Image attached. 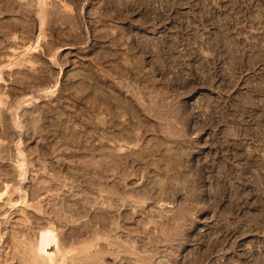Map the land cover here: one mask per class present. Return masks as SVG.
<instances>
[{
  "label": "rangeland",
  "instance_id": "obj_1",
  "mask_svg": "<svg viewBox=\"0 0 264 264\" xmlns=\"http://www.w3.org/2000/svg\"><path fill=\"white\" fill-rule=\"evenodd\" d=\"M51 1L53 4L50 8L53 11L46 18L41 51L32 54L37 65L33 68L24 65L9 69L5 67L7 63L14 58L18 60L23 47L35 39L38 20L33 8L29 9L25 5L27 0H0V69L4 68L1 72L3 81L0 94L6 96L5 107L0 111V139L3 140L0 145V188L3 182L9 183L8 193L0 200V264H32L29 263L32 262L29 258V240L33 236L35 239L38 228L33 223L34 214L37 213L35 209L39 205L47 209L49 201L56 204L60 199L57 197L54 200L55 192L44 189L34 199V188L47 186L42 184L43 181L56 174L69 177L67 182H70L72 173H76L79 167L81 169V165L86 166L63 155V146L55 152L57 139L49 135L40 137L41 134L39 136L32 127L35 126L34 118L41 116L44 111L46 121L43 128L52 133V126L60 118L66 119L67 114L73 117L80 114L97 94L101 103L105 99L109 100V97L113 107L119 106L116 104L118 102L113 101L116 100L114 97L118 96L123 101L131 100L135 107H140L142 124H148L152 130L160 124L152 113L150 116L141 110V106L138 107L135 97H128V93L117 87L119 83L131 84L130 88H147L140 95L143 98L141 104L145 103L147 108L153 106L154 111L158 102L161 106L164 104L166 109L168 106L171 109L169 120L178 121V124L173 122L176 128L187 129V136L192 141L189 151L194 146L189 152L188 167L192 171L190 173L188 170L189 174L196 181L193 183V193L197 203L200 202L198 208L202 207L204 201L210 208L191 214L186 219L187 223L192 220L189 224L185 223L188 227L184 226L182 236L186 239L180 238L183 245L175 256L177 264L194 263L208 252L212 244L214 250L208 253L209 257L202 264H262L264 0ZM61 1L66 2L71 11L62 9ZM125 68H128L129 73H123ZM138 71H141L140 76ZM91 72L94 74L91 77L105 79V87L90 80ZM87 87L90 91L91 88H97L95 95L93 91L85 92L88 95L84 94L86 99L93 94L89 100L84 99L80 92V88L83 90ZM49 90H54L53 95L47 94ZM73 95H76L75 98L79 96V99L76 101ZM152 97L156 100L151 102ZM102 106L96 111L98 115L100 113V118L106 117L105 120L109 121L118 114L117 110L114 111L116 107L112 108V112L107 110V113ZM163 106L158 111L156 109L153 115L160 113L157 115L166 116L168 110ZM14 109L21 127L13 126ZM146 124L142 127H146ZM89 129H86L85 134L91 131ZM117 130L112 129L115 134ZM149 132L150 136L148 140L146 137L143 145L153 139ZM97 134H93L94 138L91 139H94L92 144L95 146L99 140ZM19 141L27 160L26 175L22 181L12 168L17 161L16 147ZM75 166H78L77 170ZM204 167L210 171L204 170ZM197 172H200L198 178L195 175ZM141 181L145 183L140 179L138 185L134 183V186L141 187ZM184 193L180 192V197L173 202L176 206L173 210L165 209L171 210L169 214H175L179 209L182 199L186 197ZM215 200L217 203L213 204ZM156 207L163 208L155 204L147 208L155 212ZM65 215L71 220L69 213ZM45 217H48V213ZM70 224L69 227L74 223ZM135 224L132 221L130 226L126 225L127 230L124 232H133ZM59 229L63 234L68 232V227ZM153 232L156 233L155 229ZM76 240L70 243L79 248L83 242ZM53 250L54 247L48 248V253Z\"/></svg>",
  "mask_w": 264,
  "mask_h": 264
},
{
  "label": "bare ground",
  "instance_id": "obj_2",
  "mask_svg": "<svg viewBox=\"0 0 264 264\" xmlns=\"http://www.w3.org/2000/svg\"><path fill=\"white\" fill-rule=\"evenodd\" d=\"M51 4H53L51 0H27L25 5L29 9L33 8L34 14L36 15V18L38 20V33L34 40L27 43V45L25 46L23 45V50H21L22 52L20 51L22 55H20L19 59L16 60V58H14L12 61L10 60L9 64L7 63L5 67L10 69L16 66L29 65L30 68H33L35 67V65H37V62H34V57H32V54L39 52V50L41 51V42L45 38L44 32L47 23L46 18L47 15L53 11L52 8H50ZM60 7L64 10L71 11L69 5L64 1H61ZM1 9L0 14L2 13ZM16 39L17 38H15V40ZM50 59L52 61L54 60L53 57H51ZM127 59L125 60L127 61ZM135 63L136 62H134V64ZM131 64L132 62L129 63L130 66ZM2 68L0 69V84L3 81L1 72L4 68ZM121 68H123V66ZM127 70L128 68H125L122 71L123 73H126ZM127 72L129 73V71ZM138 73V76H140L141 71H138ZM93 75L94 74L90 75V80H93L95 83L104 86L105 79L98 78L96 76H94L93 78L91 77ZM130 85L131 84L119 83L117 87L120 86V88H122L125 93H128V97H135V102L139 103L138 107L141 106V110L150 116L152 113V116L159 121L160 126H155V129L152 130L148 128V124L145 123L147 129H144L146 127H142L145 124H142V119H140V114L142 113L139 110L140 107H135V103L133 104V101L131 100L123 101L120 100L118 96V98L114 97L116 98V100L113 99V101H115V103L118 102L116 103L117 105L119 104V106H115L116 108L113 107L112 103H110L111 101L109 97V100L105 99V101L103 100V103L99 102L101 99L99 100L98 97H96L97 94L95 95V90L99 86H96L97 88L94 87L95 89L91 88V91L94 92L95 96L92 97V94V98H89L91 101H87L89 102V104L87 103L89 106L86 107L85 110H80V114H77L75 117L67 114L65 115L66 119L60 118L56 125L52 126L54 129H52V133H50L49 130L47 131L46 128H43V123L46 121L44 111L43 113L40 111L42 115L40 113L39 115L41 116H36L37 118H34V120L32 119L33 123L35 122L33 124L35 126L32 127L35 128L34 130L38 132L39 136L41 134L40 137H46L47 135H49L55 137L54 139H57V149L54 150L55 152H57L59 147L63 146L65 149V151L63 150L65 152H63V155H66L73 160L80 161V163L77 161L79 164L85 163L86 166H84L83 164L81 165L83 167L81 169H79V167L78 170V166H75L77 171L76 173H72L73 175L70 176V182H67V178L69 177L59 176L56 174L54 176L52 175L51 179L43 181L42 184H47V186L43 185L40 188H37L36 186V188H34L32 193L34 199H37L38 196H40V191L43 189L48 192L54 191V200H56L57 197H59L60 199L57 200L58 202L56 201V204H52L49 201V204L47 205L49 207L47 209L41 205H39L35 209L37 213L34 214V222H32L36 226H38V228L36 230L37 233L35 234V239L33 238V236L32 238L34 240L31 241L32 238L31 236L29 237L31 238V240H29V243H31V245L29 246L30 251L28 249L27 250L31 252L29 258H31L30 260H32V262L30 261L29 263L177 264L175 256L176 253L181 250L180 248H182L181 246L183 245L180 242V238L183 237L182 235L185 232L184 226L186 225L185 223H187L186 219L191 216V214H196L198 211L207 210L210 208L209 204L205 203V201L203 202L204 204L201 208L197 207V204L200 202L197 203V200L194 196L195 192L193 193L195 187L193 186V183L196 181L193 179V175L191 176L189 174L191 168H188L190 155L189 152L194 146L192 145L193 147L189 151L192 141L189 140L190 138L187 136V129L184 131L182 130L183 128L180 129L176 128V125L174 126L173 122H176L174 118V121L169 120V118L171 119V117H169V115L171 114V109L169 108V110L168 106H166V109L163 106V103L162 106L166 110H168L166 111L167 113H165L166 116H162L163 114H161V116H158L157 114L160 113L153 115V113H156V109L158 111V109L162 108L160 102H158L159 105H156L157 102H155V111L153 110V106H151V108H147L145 107V103L143 104V106L141 104L142 102H140L143 101V98L140 97V95H143V90H146L147 88H130ZM54 87H52L51 89H53ZM88 87L86 89L82 88L83 90H81L80 88V92L81 94H83L84 99H86V97L88 96L85 92H91L90 88ZM117 87L116 89H118ZM108 88L110 90L111 87ZM98 90L101 91V89ZM76 92H78V89ZM117 92L120 94V91ZM53 93L54 90L47 91V94L53 95ZM97 93H99V91ZM45 94L46 93L44 92V95ZM84 94L87 96L85 97ZM4 97L2 94H0V111L2 110L1 108L5 107L6 104V101H4L6 99ZM77 97L78 98H75L76 101L77 99H79V96ZM105 98L107 97L105 96ZM122 98L125 99V96H123ZM153 98L154 97L151 98V102L153 100H156ZM85 103H82V105ZM58 105L60 106V104ZM101 105H104L102 106V109H106L105 112H107V110L108 112L110 110L112 112V108H115L114 111L117 110L118 114H115L116 116H113L112 119H109V121L105 120L106 117L105 119L102 117L100 118V113L98 115L96 111H98L99 106ZM127 109L132 113L129 111L130 114H128ZM107 116H109V114H107ZM81 117L83 118L81 119ZM119 119H121V121H118ZM12 121L13 126L21 127L16 109H14L13 111ZM176 123L178 124V121ZM29 125L32 124L29 123ZM89 128L91 129V131H88L89 133L86 132L85 134L86 129ZM108 128L109 131H107ZM112 129H118L117 133L115 134L116 130H114V132L112 131ZM99 130L101 131L99 132ZM149 131L152 134L150 138L158 141L155 143L153 142V144H149L152 141H155L153 139H149V143L147 142V144L143 145V142L145 143L146 141V137L148 140V137L150 136V134L148 136ZM112 132H114V134ZM96 133H99L97 134V136H99L97 146L92 144V141L94 139L91 141V139L94 138L93 134ZM85 135L89 137H83ZM44 140H46V138ZM1 142H3V140L0 139V145ZM20 145L21 141L17 143V161H15V164L12 168L16 172L17 177L20 178L19 180L22 181L26 175L27 160L25 159V153L23 152ZM69 149L72 150L67 151ZM61 163L63 162L61 161ZM61 163L59 162V164ZM206 166L208 165H205V167ZM205 167L204 170H209L208 167L206 169ZM13 170H11V173ZM107 173H110L112 177L108 176L109 174ZM190 173H192V171ZM194 173H196V171ZM198 174H200V172H197V174H195L197 175V178ZM86 176H88L89 178ZM79 178L81 179L79 180ZM115 178H117V180ZM135 178H138V180H136ZM140 179H143L145 183L141 181L142 183L139 182L142 184V186L140 185L141 187L134 186V183H137L138 181H140ZM135 185H138V183ZM196 185L198 184L196 183ZM8 191L9 183L3 182V187L0 188V200L5 194L8 193ZM182 191L185 192V199H182L181 203V200L177 201L180 203V207L175 212V214H169L171 210L167 211L165 209L167 208L173 210L176 207L173 205V202H175L177 198L180 197V192ZM213 202V204H216L217 200ZM152 204L163 208L160 209L156 207L157 210L154 209L157 211H155L156 213L148 211L149 209L147 207ZM46 213H48V217H45ZM65 213H69L71 215V220L73 221L69 220V216H66ZM132 221L136 223L133 232H124V230H127L125 226H130ZM189 222L187 224H189ZM69 223H74L75 225L72 224L71 226L70 224L71 227H69ZM171 225H174V227H171ZM60 227H68V232L63 234L62 230L59 229ZM154 229L156 233L153 232ZM75 238L77 239L76 242H78V239L82 240L83 242L82 243L79 240V242L82 243L79 248L73 247L70 243V241L74 242L73 240ZM177 240L180 243L177 242ZM183 243L186 242L183 241ZM212 245H210V249L209 247L207 248V250H209L208 252L206 251V254H203L200 257L198 256L199 259L195 262L192 260V262L194 263L191 264H202L203 262L205 263L207 257H209L208 253L214 250V248L212 249V247H214ZM50 247H54V252L48 253V248ZM162 247H167V249H163ZM168 250L170 251L167 252ZM169 256L171 257V259H167V257ZM262 264H264V262Z\"/></svg>",
  "mask_w": 264,
  "mask_h": 264
}]
</instances>
